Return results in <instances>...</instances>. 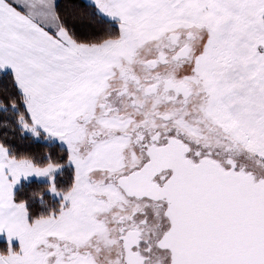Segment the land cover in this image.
<instances>
[{
	"label": "snow or ice",
	"instance_id": "1",
	"mask_svg": "<svg viewBox=\"0 0 264 264\" xmlns=\"http://www.w3.org/2000/svg\"><path fill=\"white\" fill-rule=\"evenodd\" d=\"M0 129V264H264V0H0Z\"/></svg>",
	"mask_w": 264,
	"mask_h": 264
},
{
	"label": "trees",
	"instance_id": "2",
	"mask_svg": "<svg viewBox=\"0 0 264 264\" xmlns=\"http://www.w3.org/2000/svg\"><path fill=\"white\" fill-rule=\"evenodd\" d=\"M60 3H61V8L63 10L65 8V6L68 5V4H71V3H77V4H79V3H85V2L82 1V0H60ZM2 131L3 130L0 129V132H2Z\"/></svg>",
	"mask_w": 264,
	"mask_h": 264
},
{
	"label": "crops",
	"instance_id": "3",
	"mask_svg": "<svg viewBox=\"0 0 264 264\" xmlns=\"http://www.w3.org/2000/svg\"><path fill=\"white\" fill-rule=\"evenodd\" d=\"M82 1H84L85 3L87 2V0H82Z\"/></svg>",
	"mask_w": 264,
	"mask_h": 264
}]
</instances>
